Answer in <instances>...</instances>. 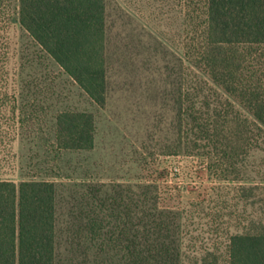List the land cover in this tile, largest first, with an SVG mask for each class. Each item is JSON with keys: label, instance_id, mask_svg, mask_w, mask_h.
Returning a JSON list of instances; mask_svg holds the SVG:
<instances>
[{"label": "trees", "instance_id": "obj_1", "mask_svg": "<svg viewBox=\"0 0 264 264\" xmlns=\"http://www.w3.org/2000/svg\"><path fill=\"white\" fill-rule=\"evenodd\" d=\"M206 4L204 20L184 52L191 74L188 82L180 81L171 153L202 159L212 175L233 186L220 184L208 198L188 204L178 196L172 206L175 197L163 194L159 184L131 185L126 219L115 229H108L112 215L99 213L84 226L85 238L99 253L120 255V264H185L188 251L198 253L185 241L197 239L199 229L211 235L224 230V264H264V0ZM19 15L41 47L104 105L106 0H19ZM95 130L93 113L61 111L57 145L92 149ZM207 208L215 212L205 213ZM56 209L54 181L0 178V264H56ZM206 214L217 228L196 222Z\"/></svg>", "mask_w": 264, "mask_h": 264}, {"label": "rangeland", "instance_id": "obj_2", "mask_svg": "<svg viewBox=\"0 0 264 264\" xmlns=\"http://www.w3.org/2000/svg\"><path fill=\"white\" fill-rule=\"evenodd\" d=\"M206 3L106 0L108 89L99 105L22 26L19 0H0V178L56 183V264H120V255L99 253L84 226L99 213L112 215L108 229H115L126 219L131 185L159 184L175 197L172 206L178 196L188 204L208 198L215 186H233L212 175L202 159L171 153L180 81L191 74L184 52ZM64 110L93 113L92 149L58 147L57 116ZM212 221L206 214L196 222L217 228ZM220 232L199 229L197 239H187L198 253L188 251L185 264H224L226 235Z\"/></svg>", "mask_w": 264, "mask_h": 264}]
</instances>
